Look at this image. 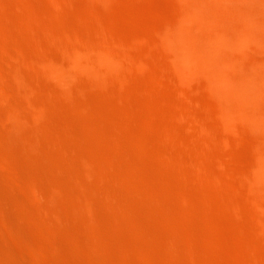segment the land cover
I'll list each match as a JSON object with an SVG mask.
<instances>
[{
  "label": "bare ground",
  "instance_id": "1",
  "mask_svg": "<svg viewBox=\"0 0 264 264\" xmlns=\"http://www.w3.org/2000/svg\"><path fill=\"white\" fill-rule=\"evenodd\" d=\"M186 1V9L179 15L183 26L179 22L180 26L176 24L179 27L174 26L175 29H172L173 26L163 29L164 33L161 32L158 39L152 42L148 34L141 33L144 30H141L140 22L137 24L140 26H136L141 34L138 32L131 38L126 32L127 36H122L126 30L122 27V31L119 29L113 16L100 15L99 11L91 7L82 11L73 0L51 1L53 12L48 17L44 16L33 0H0V61L3 60V64L0 62V97L1 94L4 96L3 99L0 98V264H128L133 253L132 248L137 250L135 254L140 259L146 261L151 254L150 251L148 255V246L157 237L162 239L163 233L158 225L149 227L141 219V213L147 214L154 221L152 212H149L152 202L161 205L164 198L169 203L172 202L175 185L171 180L162 178L165 189L158 190L149 179L147 168L125 156L123 151L128 146L127 140H131L134 135L133 139L139 143L144 153L149 151L152 142L148 141L154 136L147 137L150 138L148 140L145 135L136 134L132 130L129 122L133 114L129 104L121 98L116 100V90H110V77L113 76L115 81H121L123 89L128 87L132 93V76H138L142 71L150 72L156 64L140 48L141 45L137 46L136 40H142L143 45L154 43L162 46V50L164 47L161 40L167 42L169 48L163 44L167 47L166 50L169 49L168 56L174 63L190 73L204 76L216 95L218 112L225 124L234 127V123L241 120L247 130L259 135L257 138L261 142L257 140V145H253V150L256 151L253 156L255 165L253 163L254 167L251 165L249 171L242 170V173L240 170L228 169L222 159L213 154L212 157L203 149L206 138L210 141L208 143L213 144L209 131L207 132L210 135L207 137L206 129L203 132L198 131L200 135L196 133L205 140L199 139L205 143L200 142L198 149L201 150L193 148L194 141L193 144L190 142V147L187 146L188 150H183L186 153L193 148L195 151L191 154H194V158L201 154L196 159H203L201 161L205 162L204 158H207L211 164L215 163L213 166L217 165L208 168L202 164L200 169H193L200 173L199 175L197 172V175L204 176V181L205 178L212 179L219 174L237 183L246 181L252 189L251 193L255 195L254 207L264 217V190L257 188L260 185L256 186L260 183L264 187V56L252 65H245L246 62L242 63V59L228 53L230 50L242 49L245 42L255 35L250 31V26L254 29L258 27L264 32V15L257 19L256 16L261 12L253 14L251 6V9L248 5L236 7L231 0L233 5L227 0ZM216 2L221 6L216 7ZM16 4L25 8L26 12L18 14L13 10ZM260 8L263 10V6ZM84 16L92 31L89 32L91 36H84L74 28V19L79 20ZM13 21L16 23L12 25ZM41 34L46 37L42 38ZM54 35L66 41L54 42ZM258 35L259 33L255 36ZM256 37L255 40L258 39ZM255 40L251 43L256 42ZM26 43L35 53L28 51ZM52 48L56 49V53H52ZM241 52L246 53L244 50ZM4 62L12 64L10 71L3 66ZM147 67L148 71L145 70ZM156 67L154 66L155 70ZM126 68L129 69V74H133L131 77L125 72ZM152 71L153 75L159 72ZM42 77L49 81L44 82ZM10 82H13L16 89ZM94 89H99L98 99L91 95ZM127 89L125 90L129 93ZM144 90L143 95L154 93ZM155 99L151 100L153 104L150 101L145 107L150 118L154 111L150 105H155ZM116 105L128 120L127 123L121 122L116 116ZM157 110L154 112H159ZM70 111L76 116L75 119L66 117ZM193 114L196 115H192L193 117H197L195 112ZM148 115L146 118L149 120ZM154 117L150 121L155 120ZM168 118L171 121L173 119ZM148 120L150 128L154 127V121L151 125ZM197 120L201 121L198 118ZM153 127L151 129L155 131L156 127ZM168 128L166 127L167 130ZM195 130L194 134L197 132L196 128ZM161 134L163 133L157 136L164 139L166 134ZM167 135L165 140H168ZM193 136L184 138L185 140L181 138L180 144L175 148H182L181 144H185ZM225 144L224 148L227 147ZM169 147L173 148V145L170 143L164 148ZM164 148L157 152L168 163V156L173 157L177 150L174 152V148L172 152ZM165 151H169L167 155ZM202 151L205 152L204 155ZM183 158L185 157L177 160L178 166L180 165L177 168L185 173L190 166L185 165V171L181 169L185 168ZM211 169H215V172ZM217 172L219 173L216 175ZM219 177L212 179L213 182L217 179L214 182L217 186L220 185L217 182L223 179ZM223 181L224 179L218 183ZM118 184L129 186L130 192L122 191ZM180 193L184 209L187 210L185 213L188 215L194 205L189 195ZM208 197L207 195L204 198L205 202H208ZM218 202V206L226 208L225 210L230 207L224 201L218 199ZM205 205L207 204L203 206ZM165 207L164 213L169 219V236L188 246L193 257L196 254L193 217L184 214L182 218H178L171 205ZM219 207L218 212L225 213ZM205 208L206 211L209 209V215L217 211L209 203ZM195 211H192L193 214ZM176 222L184 225L183 234L175 230ZM212 226L217 233V239L220 238L218 241L222 242L216 243L217 248L221 247L222 253H228L225 257L235 255L238 258L240 253L242 256L244 246L254 251L255 246L249 240L250 235L246 228L243 227L247 236L244 238L226 231L214 221ZM226 236L230 239H226ZM129 240L134 242L133 245L130 246ZM231 243H234L232 248ZM152 245L150 248L154 246ZM231 250L236 254H229ZM222 253L220 252L221 256ZM194 257L193 261L197 263L196 255ZM257 260L255 263L263 264L261 259ZM245 261L247 262L244 264L251 263Z\"/></svg>",
  "mask_w": 264,
  "mask_h": 264
},
{
  "label": "rangeland",
  "instance_id": "2",
  "mask_svg": "<svg viewBox=\"0 0 264 264\" xmlns=\"http://www.w3.org/2000/svg\"><path fill=\"white\" fill-rule=\"evenodd\" d=\"M51 1L57 2L61 0H33V2L36 5H38L37 8H39V10L46 17L50 16L51 13L53 12V8L50 6ZM73 1L74 3H76L77 7L82 11L83 9L86 10L87 8L91 7V8H95L97 12L99 11L100 15L108 14L109 16H113L116 20L117 25H119V29L121 30L120 27H122V29L124 28L126 30L125 34L122 36H125L127 33H129L130 35L128 34V36L132 38L136 36L138 32L140 33V31H138L139 27L137 29V26H140V24L139 25L137 24L138 22H140L141 28H142L140 29L144 30L143 31L144 33L143 32L141 33L144 35L148 34L149 39L152 42L158 39L159 37L158 35L161 32L164 33L163 29L165 30L170 29V26H173L172 29H175L174 26L179 27L180 25H182V23L180 22L181 16L179 18V15L185 11L186 9L185 7L187 3L186 0H73ZM227 1L230 4L234 3V6L236 7L238 6L245 7L248 5L247 7H249L250 9L251 7L253 8L251 10L253 14H257V12L259 14V12H261L260 14L261 16L254 15L257 17V19L258 17L259 19H261L262 15H264V12H263L264 11V4H263L264 0H253V1L252 0H248V1L247 0H231L232 3L230 2V0H227ZM250 2L252 3L250 4ZM217 3L218 2H216L215 5ZM254 3H256L257 5ZM220 6H221L220 3H219V6L218 4L216 5V7H220ZM261 6H263V10L262 8H260ZM13 8H14L13 10H16L18 14H23L24 12H26L25 8L23 7L21 8V6H19L18 4H16ZM111 8H112V12H110ZM106 11H109L110 13H106ZM72 16L74 17L75 15H72ZM10 20H11L10 21L11 23L12 19ZM85 20H86L85 16L79 20L74 19L75 21L74 23H76L74 28H76V30L79 31V33L84 36H86L87 34L89 35V32L92 33L89 26H87L88 22ZM179 22L181 23L180 25L178 24ZM15 23L16 22L13 21L12 25ZM176 24H178L179 26L178 25L176 26ZM249 29L251 32H253V35L254 33L255 35L259 33V35L258 37L254 35L253 36L254 39L252 37V38H249V41H247V43L245 42L244 45L246 47L243 46L245 49L242 47V49L240 50L241 51L244 50V52L246 53H243L240 50H237L239 51L237 52L236 49L230 50V51H233L232 53L228 51L230 55L234 54L233 56H235L236 58L242 59V63L246 62L244 63L245 65L247 64L252 65L256 62V60H258V58L260 59V57L262 58L264 56V49H262L264 48L263 47L264 32L262 30H259L258 27L257 28L255 27L254 29L253 26L252 28L250 26ZM253 29L255 32L253 31ZM153 30H154V33H151ZM41 35H42L41 36L42 38L46 37L43 34ZM255 37L256 39L257 38L258 39L255 40ZM259 37L261 40L259 39ZM52 39L54 42H57V43H62V41L63 42L66 41V40H62L60 36H55V35L53 36ZM252 40L253 41L255 40L256 42L251 43ZM258 40L259 42H257ZM136 41L138 43L137 46L139 47L141 45L140 48L146 51L149 57L156 63L154 64V66L156 67V65H158L156 69L159 72H156L157 73L156 75V73L154 72L157 70H155L154 66H152L155 71L153 72L152 71L153 69L151 70V68L150 70L154 73V75L149 70L150 72L142 71V73H140L141 76L140 75L132 76L133 77L132 93L130 89L127 87L129 89L130 94L127 93L128 91L125 90L127 89L126 87L125 89H123L121 81L119 79H116L115 81L112 76L110 77V90H113V91L116 90V100L121 98V99H124L129 104L131 112L133 114V117L131 118V121L129 122V124L132 130L136 134L145 135L146 138L147 137L153 138V136L155 138V135L157 136V134L160 135V133H163L161 135L164 136L165 134L167 135V133L165 132H168L170 133L167 135L168 140L170 142H168L167 139H166L167 140L166 142L165 140V138H167L166 135L164 139L163 137L160 138V136H157L155 139L147 138L148 140L150 139L148 143L152 142L149 145V151H148L149 154H148V152L144 153L139 143L133 139L135 138V135H134L131 140H127L128 146L125 147L123 153L125 154V156L136 161L140 166L147 168L148 176L150 177L149 179L151 180L153 186H155L158 190L163 191L165 189L163 182H162V178L171 180L173 184L175 185V187L173 189L172 202L169 203L166 200V198H164L163 203L160 202L161 205H159L158 202H154V201L152 202L151 210L149 212H152L155 222L152 219H150L147 214L141 213L142 214L141 219L144 220V222L147 223L149 227H153V225L155 226L157 224L163 233L162 239L159 236L157 237V239H154L152 241V244L154 243L153 244L154 246L150 243L153 247L150 248L151 245L148 244L149 245L148 255L150 254V251H151V254L148 256L149 257L148 260L149 262L150 260H152L151 258H153V260L151 261V263L149 262L147 263L148 260L145 261V259L143 260L140 259L138 257V254H135V251L137 250H133L132 248L133 253L131 252L132 253L131 260L128 262V264H142V263L144 264V262H146L147 264H244L247 262L245 260H248L249 262L251 261L250 264H257L255 262H258L257 260L258 258L261 259L264 264V224H263L264 217L263 215L261 216L260 212L257 211L254 207L255 205L254 196L255 195L253 194V192L251 193L252 189L249 188V185L246 183V181L241 180L239 183H237L236 181L230 180V178L228 179L223 175L220 176V174L219 176L221 178L223 177L224 179L222 183H218V182L222 181L223 179H221L219 176H215L221 179L220 181L217 182V184H220L219 186H217L216 183H214L217 179L213 182L215 177H212L213 180L205 178L206 181H204L203 180L204 176L203 175L199 176L200 173L198 171L195 172L193 169L195 168H196L195 170H197V168L200 169L202 167V164L206 165L208 168H211V166H213L215 163L211 164L212 162L209 161L207 158H204L205 162L201 161L203 159L199 160L198 158L199 156H201V154L199 156H196L198 157L197 159L196 157L195 158L193 157L194 154H191L196 149L198 151L201 150V149H198L201 146L200 142L204 143L205 140L203 139L202 136H201L202 138H200V136H197L196 133L200 135L198 131L202 130L203 132L206 129L205 131L206 132L209 131L211 134L210 135L207 132L208 133L207 137H209L210 135L209 138L213 139L211 140L213 144L211 145V143H208L210 142L208 141L209 139L204 136V138H206L207 141H206V144L204 143L205 145L203 144L204 145L203 149H205L206 152L208 151L211 154V156L213 154L214 156H216V158L218 157L222 159L225 162L226 167L228 169L237 170V171L240 170L242 173L243 172L242 170L249 171L248 169H250V166L252 165L251 167H254L255 165V162L253 161H256V160L253 156H254V153L256 152V151L254 152V150H255V146L257 145L256 143L257 140H259L258 141L259 143L261 142L260 141L261 139L257 138L259 135L257 134L258 135L257 136L255 135L256 134L255 132L247 130L244 127L243 125L244 123L241 120L236 121L237 125H235L236 123H234V127L233 126L229 127L225 124L224 119L220 116L218 112V101L216 99V95L214 94V92L211 90V88L207 84L204 76L201 74L190 73L186 71L185 69L180 68L178 64L174 63L168 56L167 51L169 49L168 50L165 49L167 47L169 48V45H167V42L164 43L165 41L163 39L160 42L161 45H163L165 49V50L163 49L164 50L163 51L161 49L162 46L155 45L154 43H150L149 45H143L142 40H136ZM260 41L263 44H261ZM163 43L167 47H165ZM25 46L28 49V51H30L31 53L34 52L33 48L29 44L26 43ZM52 50H53L52 53H56V49L52 48ZM0 62L2 63L3 60ZM10 64H11L10 62L8 63L4 62L3 66L5 68H8V70L10 71L12 69L11 67L12 64L11 65ZM148 68L149 67H147L145 70L148 71L147 70ZM126 70L127 68L125 69V72L128 73L129 69L127 71ZM129 75L131 77V75L133 74L131 73ZM154 76H157L158 78ZM41 79L44 80V82L48 80L46 77H42ZM12 83L10 82L9 84L13 85L14 89H16V86H14V84ZM96 89L91 91V95H94V97L98 99L99 89L97 91ZM141 89L143 90L147 89L150 92L153 91L154 93L153 92L152 93L155 94V96L153 94L152 95L150 94L151 95L150 97V95H146V93H144L145 95H143L142 93L143 90L141 92ZM148 96L150 98H148ZM3 97L4 96L1 94L0 98L3 99ZM155 97L158 101L159 100L161 101L160 102L155 101L156 100ZM153 99H155L154 100L155 105H157L155 102L158 103L157 106L159 110H157V106L155 107L156 109L154 108L155 105L154 106L150 105L151 107H153L151 109L154 111L157 110L159 112H156L157 113L156 114L154 111L153 112L149 111L152 113V116L150 118L149 117L150 114L149 115L147 114L148 111L145 109V107L147 104H150V101L151 100L153 101ZM152 101H151V104H153ZM119 108L120 107L116 105V116L119 118L121 122L127 123L128 120H126L124 115L120 112ZM194 112L195 114H197V117H193V116H196L193 114ZM68 113H67L68 116L66 115L67 118H70V119L76 118V116L71 111ZM146 114L148 115L149 120L146 118L147 117ZM161 114L162 116H158ZM156 115L158 116L157 118H155ZM152 117H154L155 120L150 121ZM168 117H173L172 121H171V118L169 119ZM174 117H176L177 119L174 120ZM197 118L200 119L201 121L199 122ZM147 120L150 121V124L151 122L154 121V123H152L154 127L153 126L152 127L154 129L156 127V130L158 132L156 130L155 131L152 130L151 129L152 127L150 128V125L148 124ZM166 121H170L171 123H173V125H171L170 122H166ZM197 121L199 123V126H197L198 124L196 123ZM192 126H193V130H192ZM157 127L159 128L157 129ZM166 127L167 128L169 127L168 130L166 129ZM195 128L197 129V132H195L194 134V131H196ZM226 128L228 129L233 128V129L228 130ZM177 131H179L180 133L177 134L178 133ZM171 132L173 133V137H171V134H172ZM202 132L200 133L202 134ZM192 133L194 134V136ZM189 136L190 137L193 136L194 138L195 137L196 138L195 139L188 138L187 139L188 141L187 140H186L187 142L184 141L185 142L184 144L183 139L184 138L186 139ZM181 138H183L181 141L183 143L181 145L183 146L180 145L182 148L179 147L180 149L178 148L179 149L178 150L177 148H175V146L180 144L179 140ZM189 139H191V141H189ZM199 139H203L204 141L203 140L199 141ZM161 141H163V143H161ZM192 141H194L195 144H193ZM190 142L194 145L193 148H195V150L192 148V150H189L188 152L185 153L186 149L188 150V148L190 147ZM222 142L224 144L226 143L225 144L227 145L226 148H224L223 146L224 144ZM160 143L163 144V146H161ZM170 143L173 145V148L169 147L165 149L164 147H168ZM174 143H177V144L175 145ZM157 145H159L160 147H158ZM187 146L189 147L187 148ZM161 148H164L165 150H169V151H172L175 148L174 152H176L177 150L176 154H173V157H171L170 155L168 156L170 163L164 162L163 159L160 157L161 154L160 152H157V150ZM164 149H162L161 151L163 152ZM167 152L165 151L166 155H167ZM172 152H170V154H172ZM202 152H203L202 155H204L205 152L204 151ZM182 156L185 157L182 159L183 160L182 163H184V167L185 165L186 166L189 165L191 167L190 168L188 166L189 167L188 170H186V167L181 168V169H184V171L186 170L185 173H183V170L178 169L180 168V165L178 166L177 160L178 159L181 160L180 158ZM198 161H200V163ZM198 164H199V167H198ZM215 166H213V168ZM216 169H218L219 171L218 167H216ZM211 170H214L212 172H215V169H211ZM197 172L199 173V175H197L198 174ZM218 173L219 172H217L216 175ZM135 182H136V179H135ZM118 185L120 186L119 188L122 191L130 192L129 186L124 185V184H118ZM139 185L142 186V184H139ZM257 185H260V186H257ZM256 186L259 189L261 188L260 190H264L263 185H261L260 183L256 184ZM180 192H183L185 195H189V198L191 199V203L192 205H194V209L192 211L194 212L196 210L197 212L195 211L194 214H197V215H194L192 211H188V212L192 214L193 216L192 215L190 216L189 213L188 215L187 213H185L187 212V210L184 209L183 201L181 200V197H180L181 196ZM207 195L209 196L207 199L208 202H205L206 199L204 198H207ZM218 199L220 201L226 202V204L228 205L230 204V207L228 208V210H225L226 208H223L221 206L222 209H224L225 213L218 212L217 210L219 207ZM208 203H209V206L212 205L213 209L217 210L215 211L216 213L213 210L215 214L214 213L213 215L207 214V212H209L208 210L210 209V207L207 211L204 210V208L208 205ZM168 204L171 205V207L173 208V211L176 213V216H178V218H182L184 214H186L190 218L193 217L192 219L193 220V230L195 233V245H196L195 246L196 250L194 249V253L196 252V254L193 253L194 254L193 257L196 255L197 263L194 262L195 257L193 259V257L191 256L188 246H186L184 243L180 244L178 243V241L176 242L175 238H172V236H169L168 234V231H169L168 220L169 219L165 216L166 214L164 213V211L166 210L165 206H167ZM204 204H207V205H205L204 207L203 206ZM223 204L224 203L222 202V205ZM221 207H219L220 211H221ZM142 216L144 219L142 218ZM196 216L198 217L196 218ZM210 221L212 223L214 221L216 225L218 224L226 231L238 234L244 238L247 236L244 233L245 229L243 230V227L246 228V230L249 231V235H250V237L248 238L251 241V243H253L255 246L254 251L250 250L249 248H246V246H244L243 244V246L245 247V250L242 249L243 247L241 248L242 256L240 255L241 253L240 254L238 253L239 257L241 256L240 260L238 259L239 257L238 258L234 257L235 256L234 254L236 253H233L235 251L232 252L233 249L231 250V253L229 254L233 253L234 256L230 257L229 255V257H225V255L228 253L227 252L226 254L222 253L223 249H221L220 251V248H221L220 246H219L220 247L219 249L217 248L218 246H216V243L220 242L222 244V242L218 241L220 240V238L218 237L219 239H217V236H216L217 233L215 229L212 228L213 226ZM176 225L177 226H175V230L180 232V234H183V232L185 231L184 225L180 222H176ZM227 238L230 239L228 236H226V239ZM158 239L159 241H155ZM229 242L231 241L229 240ZM129 243L131 246L133 245L134 242L129 240ZM233 244L231 243L230 245L231 248ZM245 245H246V242H245ZM219 251L222 253V256L220 255ZM238 254L236 256H238ZM211 257L215 259H212ZM117 259H118V256H117ZM214 260H216V262H214Z\"/></svg>",
  "mask_w": 264,
  "mask_h": 264
}]
</instances>
